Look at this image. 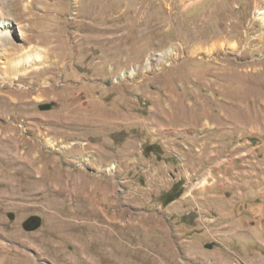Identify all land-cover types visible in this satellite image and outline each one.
<instances>
[{"label":"rangeland","instance_id":"1","mask_svg":"<svg viewBox=\"0 0 264 264\" xmlns=\"http://www.w3.org/2000/svg\"><path fill=\"white\" fill-rule=\"evenodd\" d=\"M263 9L0 0V264H264Z\"/></svg>","mask_w":264,"mask_h":264},{"label":"trees","instance_id":"2","mask_svg":"<svg viewBox=\"0 0 264 264\" xmlns=\"http://www.w3.org/2000/svg\"><path fill=\"white\" fill-rule=\"evenodd\" d=\"M180 191H175V186H173L172 188H170L167 192L164 193V197L167 201H171L174 198H176L178 195H180Z\"/></svg>","mask_w":264,"mask_h":264},{"label":"bare ground","instance_id":"3","mask_svg":"<svg viewBox=\"0 0 264 264\" xmlns=\"http://www.w3.org/2000/svg\"><path fill=\"white\" fill-rule=\"evenodd\" d=\"M9 30L10 29L8 28V26L7 27L5 26L4 29L0 28V37H4L5 35H7L9 33ZM16 65H18V64H16ZM134 71H135V68L133 70H131L129 73L132 74V73H134Z\"/></svg>","mask_w":264,"mask_h":264},{"label":"built area","instance_id":"4","mask_svg":"<svg viewBox=\"0 0 264 264\" xmlns=\"http://www.w3.org/2000/svg\"><path fill=\"white\" fill-rule=\"evenodd\" d=\"M264 10V9H263Z\"/></svg>","mask_w":264,"mask_h":264}]
</instances>
